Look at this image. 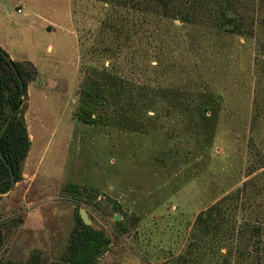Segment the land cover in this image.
I'll return each mask as SVG.
<instances>
[{
	"label": "rangeland",
	"instance_id": "obj_1",
	"mask_svg": "<svg viewBox=\"0 0 264 264\" xmlns=\"http://www.w3.org/2000/svg\"><path fill=\"white\" fill-rule=\"evenodd\" d=\"M107 7L104 0H0V47L13 61L30 62L37 71L26 97L25 118L34 139L27 177L0 198V260L24 263L39 250L49 264L56 263L76 223V194L63 190L77 184L98 196L92 203L85 198L98 209L82 204L78 211L85 209L90 225L110 239L108 253L97 264H163L185 251L197 215L243 179L253 87L251 42L241 41L231 63L230 79L238 86L230 88L241 90L244 107L221 124L208 169H196L200 176L186 184L166 176L167 169L154 159L175 126L166 104L157 102L149 113L131 118L122 114L111 119L114 124L78 120V93L89 75L85 69L101 65L104 59L97 54L115 39L101 30ZM94 107L96 115H105L104 107ZM38 204L40 210L34 211ZM28 211L42 216L40 231L16 226L33 221ZM120 222L128 232H119ZM263 250L254 247V252Z\"/></svg>",
	"mask_w": 264,
	"mask_h": 264
},
{
	"label": "trees",
	"instance_id": "obj_2",
	"mask_svg": "<svg viewBox=\"0 0 264 264\" xmlns=\"http://www.w3.org/2000/svg\"><path fill=\"white\" fill-rule=\"evenodd\" d=\"M104 1L107 21L101 30L115 39L97 55L109 63L86 67L89 75L82 81V105L75 115L87 125H106L122 114L131 118L149 113L157 102L166 104L175 126L154 159L167 169L166 176L183 184L200 176L196 169H208L221 124L244 107L241 90L230 88L238 86L230 79L231 63L241 41L251 42L253 87L243 179L197 215L185 251L163 264H264V250L254 252L256 245L264 247V0ZM100 40L103 46L106 40ZM2 52L0 47V134L13 118L0 141V198L12 186L10 167L16 183L25 172L31 149L26 97L37 73L30 62L12 60L22 88ZM94 103L104 107L105 115H96ZM63 192L76 194L77 208L98 209L89 204L98 199L92 188L69 184ZM77 208L66 252L54 264H97L102 245L110 242L103 231L84 224ZM115 209L122 211L117 204ZM119 232H128L125 223H119ZM0 264L49 263L36 250L24 263Z\"/></svg>",
	"mask_w": 264,
	"mask_h": 264
},
{
	"label": "water",
	"instance_id": "obj_3",
	"mask_svg": "<svg viewBox=\"0 0 264 264\" xmlns=\"http://www.w3.org/2000/svg\"><path fill=\"white\" fill-rule=\"evenodd\" d=\"M2 55L4 56V58H5L7 61H10V62L12 63V68H13V70L15 71V73H16L18 79H19V82H20V84H21V86H22V88H24L23 81H22V79H21L19 73L17 72L15 66L13 65L12 59H11V58L9 57V55L6 54L5 52H2ZM12 118H13V117H10V118L7 120L6 124L4 125V127H3L2 131H1V134H0V141H1L2 137H3V135L5 134V132H6L7 128H8V126H9V124H10ZM2 158H3V157H2ZM3 159H4V158H3ZM4 161H5V159H4ZM10 171H11V176H12V186H11V188H10V190H9L8 193H10V192L14 189V187L16 186V182H15V178H14V172H13V170H12L11 167H10ZM8 193H7V194H8ZM79 214H80V217H81V219L83 220L84 224L87 225V226H89L90 223H91V219H90V217H89L87 211H86L85 209H81V210L79 211ZM120 219H121V217H120L119 215L115 218L116 221H117V220H120ZM108 250H109V244H108V243L102 245L101 250H100L101 252H100V254H99V256H98V259H101L106 253H108Z\"/></svg>",
	"mask_w": 264,
	"mask_h": 264
},
{
	"label": "crops",
	"instance_id": "obj_4",
	"mask_svg": "<svg viewBox=\"0 0 264 264\" xmlns=\"http://www.w3.org/2000/svg\"><path fill=\"white\" fill-rule=\"evenodd\" d=\"M0 46L4 49V47L0 44ZM15 61V60H14ZM15 62H17V61H15ZM30 139H31V146L33 145V143H34V139L32 138V137H30ZM31 150V149H30ZM29 158H30V153H29V156H28V159H27V162L29 161ZM27 162H26V166H27ZM25 170H26V167H25ZM27 176H26V174L24 173L23 174V177L22 178H26ZM30 181H31V184L29 185V187H31V186H33V182L35 181V176H32V177H30V179H29ZM17 184V183H16ZM14 191H11V193H13ZM11 193H9V194H11ZM33 204V201H27L26 200V204ZM40 208H41V204H38V205H36L35 206V208H34V211H39L40 210ZM29 213V215L32 213V212H30V211H28ZM56 213V212H55ZM54 213V214H55ZM41 214V213H40ZM53 214V215H54ZM31 218H34L33 219V221L31 222V221H29V220H31L30 218H27L26 220H25V223L23 224H21L20 225V228L22 227V228H27L26 230H28V231H40L41 229V225L43 224V219H42V216L41 217H38V216H36L35 215V213H32V216H31Z\"/></svg>",
	"mask_w": 264,
	"mask_h": 264
}]
</instances>
